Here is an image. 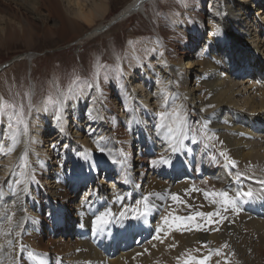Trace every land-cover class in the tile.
<instances>
[{
    "label": "bare ground",
    "instance_id": "1",
    "mask_svg": "<svg viewBox=\"0 0 264 264\" xmlns=\"http://www.w3.org/2000/svg\"><path fill=\"white\" fill-rule=\"evenodd\" d=\"M5 1H13L20 7L28 8L36 17H40L39 8L46 9L47 18L53 17L58 21L46 28L48 33L66 31L74 34L83 27L77 21L84 22L88 26L87 30L74 39L79 44L111 23L120 22L129 15L142 11L143 4L148 0H131L106 21L102 19L108 0ZM215 2L218 13L211 25L208 23L209 17L206 19L208 29L203 24L206 43L201 45L199 51H183L177 58H173L172 52L159 54L154 49H147L149 58L142 59L138 55L136 64L125 73L126 97L120 100L123 106L114 102L116 113L126 123L129 132L125 160L119 159L118 162L114 157V148L120 143V122H113L106 110L109 105L101 103L100 90L104 83L100 80V74H96L92 81L80 79L74 94L70 93L61 105L48 102L50 97L55 99L60 92H68L57 77L44 82L42 86L45 89H41L33 81L32 98L36 102L31 104V110L24 117L27 134H22L23 124L21 135L17 136L19 143L14 145L13 154L8 151L9 147H13V141L8 139L13 135L8 127L11 116L6 117L0 112V144L3 145L0 148L1 215L4 214L3 210L13 213L18 218L16 223L22 227L29 215L40 209L36 196L41 187L46 188V196L59 205L58 200L62 199L60 196H66L70 173L76 171L81 174L76 183L77 191L66 197L65 207L62 209V205L57 206L60 210L55 213V225H62L64 238H54L48 244H44L42 239L34 242V245L43 250L49 246L56 247L54 250L59 253L53 255L59 254L62 260L52 264H136V259H143L145 263L142 264H167L170 258V262L178 260L184 247L190 249L198 246L201 243L198 238L202 241L212 240L215 244L216 240L225 241L226 244L235 246V236L241 225H259L258 228L264 230V195L252 192L251 199L246 196L237 197L238 192L244 193L252 184L241 176L240 171L254 174L245 167H252L254 159L264 160V0ZM12 21L0 13V37L6 34L18 36L21 31L31 36L30 29L24 30L20 23ZM11 24H15L18 30L15 31L16 28H12ZM254 31L257 34L252 35ZM19 56V60L26 58L30 63L33 58L29 52L17 57ZM96 64V71L99 73V65ZM117 78L118 76L115 83L118 85ZM89 84L92 86L88 87ZM123 93L120 95L123 96ZM2 98L0 92V103L3 102ZM185 102L197 110L199 118L197 124H194V131L207 135L205 138L209 140V146L205 148L209 157L211 155L212 162H216L211 168L214 173L220 174L217 178L211 176L208 179L218 188V192L227 191L229 198L235 199V207L229 208L237 210L238 215L235 221L230 218L233 214L221 219L218 217L216 229L209 232L204 226L207 224L206 219H210L206 214L212 213V210L209 205H198L197 210L205 215L197 216L194 227L200 224L199 230L202 233L188 235L187 240L179 243L178 230L171 232L178 238L164 239L169 231L170 217L167 216L164 220L162 215L175 202L171 199L172 194H178L182 199L191 177L194 176L192 168L197 165V150L189 144L187 139L190 136L187 139L184 137L187 133L186 125L183 134H173L179 140L177 143L168 133V127L173 126L172 120H161L160 113L167 116L180 109L184 116ZM58 111L61 115L59 121L55 119ZM162 124L165 126L158 129L157 126ZM100 146L105 147L104 151ZM143 149L155 152L159 158L167 157L165 160L174 167L167 178L163 171H157L148 164V170L141 166V163L146 162L145 159H139ZM96 155L104 157L106 172L103 171L102 177L98 175L93 163H89V166L84 164V161L90 162ZM228 160L233 164L230 165ZM24 162L28 163L29 168L20 171V165L23 166ZM258 167L261 169L264 165L261 163ZM138 172L141 174L139 180L135 181ZM237 174H240L239 179ZM172 176L173 179H170ZM36 177L41 182L36 181ZM145 196H149L148 201H144ZM142 210L147 215H142ZM105 212L111 213L105 216V220L109 222L98 225L96 218ZM121 212L124 213L123 217L120 216ZM215 214L211 217L214 218ZM192 215L193 211L189 218ZM68 220L76 224L75 227L72 223L67 226L65 222ZM10 224L13 228L14 223ZM157 226H163L164 231L155 236L153 231ZM6 229L4 230L8 232L11 228ZM18 231L20 228L13 232ZM58 231L60 229L54 228L52 234ZM1 239L0 264H13L19 255L12 253ZM154 243L161 244L150 249ZM176 243L179 247L169 253V248Z\"/></svg>",
    "mask_w": 264,
    "mask_h": 264
},
{
    "label": "rangeland",
    "instance_id": "2",
    "mask_svg": "<svg viewBox=\"0 0 264 264\" xmlns=\"http://www.w3.org/2000/svg\"><path fill=\"white\" fill-rule=\"evenodd\" d=\"M130 1L131 0H108L107 10L103 13L102 21L109 20ZM215 3V0H148L143 4L142 11L135 12L120 22L111 23L101 32L76 44L74 39L80 36L81 33L83 34L88 28L84 22L77 21L83 27H80V31L74 34H72L73 32L66 31L62 32L63 34L58 32L54 34L48 33L45 31L46 28L53 26L54 23H58V21L53 17L47 18L46 14L48 11L46 9L39 8L40 11L38 13L40 17H36V14L30 12L26 7H20V5L13 1L0 0V13L4 14L7 19L11 21L14 20L12 22L20 23L24 30L30 29L32 31L31 36H27L23 34L22 31H18V36L6 34L0 37V92H2L3 96L2 103L9 105L8 109L4 111L3 114L6 117L12 116L13 108L11 106L15 105L16 108L19 109L22 105L25 112L24 117L28 115L29 102H31V104L36 102V100L32 98L33 91L31 85L33 81L37 82L40 87H42L41 89H45V87L42 86L44 82L51 81L57 77L63 83V86L69 89L72 81L75 80L77 76L79 80L88 79L92 81L96 77V63H98V75L100 74V80L104 83L100 90L101 103L104 106L109 105L106 110L112 117V121L120 122L118 131V136L120 134V143L118 142L114 148V157L117 158L116 160L118 162H120L119 159L125 160L127 157V151H125L127 148L126 138L129 136V132L126 123L122 122L121 117L116 113L117 111L114 105V102H116L118 106H123L120 100L126 97V91L124 92L125 83L127 81L125 73H128L131 66L136 64L135 59H137L138 55H140L142 59L149 58L147 56V49H154V51L159 54L166 53V51L172 52L173 58H177L183 51H199L201 45L206 43L205 29H203L205 26L203 27V24L206 25L208 20H210L208 23L211 25L218 13ZM207 18L208 20L206 21ZM11 25L12 28H16L15 31L18 30L15 24ZM206 27L208 29L207 25ZM255 34H257V32L254 31L252 35ZM27 52L32 54L33 58L31 63L30 61L28 62L26 58L19 60L21 56L17 57ZM116 76H118L117 79L119 80L118 85L115 83ZM112 93H114V95ZM120 93H123V96L120 95ZM120 96L123 98L120 99ZM184 105L183 114L185 117H183L186 121L187 130L184 137L187 139L188 136H190L187 140L189 144L197 150L195 152L197 155V165L192 168V173L195 178L190 179V183H188V187L183 193L182 199L179 197L178 201L171 204V208L165 209L162 215L164 220L167 216L170 217V222L168 223V230L170 232L167 231V236H165L164 239H170L171 237L178 238L171 233L173 232L172 230H178V236H180L179 243H182L185 239L187 240L189 238L188 235L202 233L199 230L200 224L197 225L199 228L197 226L194 227V223L197 224V219L199 217V215L196 214L201 213L197 210L199 209L198 205H209L213 215L217 212L214 218L210 216V219L209 217L206 219L207 224L204 227L209 232H214L216 229L215 223L218 217L221 219L223 216L226 217L227 215L230 216L233 214L230 218L235 221L238 215L237 210L229 208L232 206H225L224 203H222V198H214L210 195H205V193L218 192V188L212 185L213 183H211L208 178H211V176H216L217 178L220 174L217 175L211 168L216 162H212L211 155L209 157L208 150L205 148L209 146V140L205 138L207 135L202 131V133L194 131V124H197V118H199L196 108L190 107L188 102H185ZM22 127L23 124H20V131H22ZM15 146H17V143ZM100 149L104 151L105 147L100 146ZM14 151L15 150L9 152L13 154ZM90 156H92V153ZM216 156L219 155L217 154ZM165 158L167 157L159 158L155 152H147V149H143L139 159L146 160V162L141 163V166H145L148 170V164L149 167L157 171H163L166 175L165 178H167L168 173L170 174L174 170V167L168 160H165ZM252 162V167L247 165L245 168L248 167V170L255 175L248 174L246 171H240L243 178L252 182L249 190L245 192L251 191L264 195V178L262 176L264 175V167L261 169L258 167L261 163L264 165V160L261 159V161H259L258 159H254ZM86 163L88 166L89 163H93L100 177L103 176V171L106 172L103 164L104 157L101 155H96L94 158H91L90 162L84 161V164ZM28 166V163L26 164L24 162L23 166L20 165L19 170L22 171L24 170L23 168L28 169ZM143 168L144 167H142V169ZM90 169L92 171V167H90ZM219 171L220 170H218V172ZM140 174L141 172H138L135 181L139 180ZM33 175L35 177L36 173ZM80 175L81 174H77L76 171L70 173V179L67 182L68 184H66V196H60L62 199L58 200L59 205L54 202V200H51L49 196H46V188L40 186V192L36 196V202L39 203L38 206H40V209H37L33 215H29L28 220H25L22 227L20 224L16 223L18 218L13 213H8L5 210H3L4 214L1 215L0 213V226L1 228L3 227L0 229V239H3L1 240L9 247L12 253L19 255L18 259L13 262V264H41V262L42 264H52L54 262H61L62 256H58L59 254L53 255L59 253L57 250H54L56 248L55 246H49L48 249L43 250L42 248H38L37 245H34V242H38L39 239H42L44 244H48L50 240L54 238H64L62 236L64 230H61L62 225H55V223L57 224L55 213L60 210L58 207L61 205L62 209L65 207L64 205L67 204L66 197H69L77 191L76 183L79 182ZM170 179H173V176ZM36 181L41 182L37 177ZM83 186H81V188H83ZM209 197L210 199H208ZM205 198H207V200ZM204 199L207 203H204L206 202ZM208 201L212 202V204ZM221 204H223L222 206L225 208L227 207V210H225ZM230 210H232V212ZM192 211L193 215L190 218L193 219L191 220L189 216ZM204 221L205 220H203V222ZM12 222L14 223L13 228L10 227V223ZM68 223L73 224V222L69 220L65 222L67 226H69ZM191 224L193 225L192 227L189 226ZM15 225H18V228L15 227ZM75 225L76 224H73L74 227ZM254 226L250 225L249 227L241 225L238 228L239 232L235 236V246L228 245L225 241L216 240L217 244H215L212 240L202 241L198 238L201 242H199L200 244L198 246H194L195 248L191 247L190 249L184 247V252L179 253L178 260L170 262V258L167 264H264V230L259 229V225ZM19 228L20 231L13 232L17 229L19 230ZM54 228H58L60 231L52 234ZM4 229L10 230L6 232ZM5 233L8 234L5 235ZM73 233L75 234V230ZM182 238L184 239L182 240ZM9 241H11V243H9ZM154 244L155 245H151L152 247L150 246V249L156 248L158 246L157 244L160 245L161 243ZM177 244L178 243L173 245L172 248L170 247L168 252H174L176 248L179 247ZM224 245L227 246L225 247ZM21 248H23V251H21ZM228 251H230L231 254ZM10 257H12V254ZM142 263H145L143 259H136V264Z\"/></svg>",
    "mask_w": 264,
    "mask_h": 264
},
{
    "label": "snow or ice",
    "instance_id": "3",
    "mask_svg": "<svg viewBox=\"0 0 264 264\" xmlns=\"http://www.w3.org/2000/svg\"><path fill=\"white\" fill-rule=\"evenodd\" d=\"M217 31H219V29ZM78 81H79V77L77 76L76 79L73 80L71 85L69 86L68 92H60L55 99L50 97L48 102L52 103V104H55V105L63 104L64 99H67L69 97L70 93L74 94L75 88L79 86V84L77 83ZM73 85H75V87H73ZM91 86L92 85H90V84L88 85V87H91ZM166 102H167V98H166ZM8 107H9V105L4 104V103H0V112L6 111L8 109ZM11 107L13 108V112H12V116L10 117V122H9L8 127H9L10 130H12L13 135L8 137V139L13 141V147H10L9 151H13L14 150V145L16 143H19V140L17 139V136L21 134V131H20V128H19L20 124H24V129H23V133L22 134H27V124L24 123L25 112H24L23 106L21 105L19 109H17L15 105H13ZM29 110H31V102H29ZM160 118H161V120H164V119H171L172 120L173 126L168 127V133H169V135H170V137L172 139H176L177 143H179L178 138L175 135H173V134L174 133L183 134V131H184V128H185V125H186V121H185L184 117L181 114V110L177 109L176 112L168 114L167 116L165 115V113H160ZM55 119L57 121H59L61 119V115H60L59 111H58ZM164 126L165 125H163V124L162 125H158L157 128L159 129V128L164 127ZM2 147H3V145L0 144V148H2ZM173 151H175V147L174 146H173ZM221 155H225V154L221 153ZM21 159H24V157H21ZM225 159H227L226 156H225ZM228 163L230 165L233 164V162L231 160H228ZM239 178H240V174H237V179H239ZM151 195H153V194H149V196H151ZM205 195L206 196L210 195L212 197H220V198H222L223 203H224L225 206L235 207L236 201H235V199L229 198V194H228L227 191L221 190L219 192L205 193ZM149 196L143 197L144 201H148ZM240 196H246L249 199H251L252 196H253V193L251 191L244 192V193L238 192L237 193V197H240ZM171 199L174 200V201L178 200L179 199L178 194H172L171 195ZM137 203H140V202L137 201ZM145 207L147 208V204H145ZM225 210H227V207L225 208ZM110 214H111L110 212H105V213L100 214L96 218V221H97L98 225H104V224L108 223L109 221L105 220V216L110 215ZM142 215H147V212L142 213ZM197 215L204 216L205 214L204 213H197ZM206 215L207 216H212L213 213H207ZM120 216L123 217L124 213L121 212ZM7 234L8 233H5V235H7ZM9 243H11V241H9ZM224 246L226 247L227 245H224ZM21 251H23V248H21ZM41 264H42V262H41Z\"/></svg>",
    "mask_w": 264,
    "mask_h": 264
}]
</instances>
